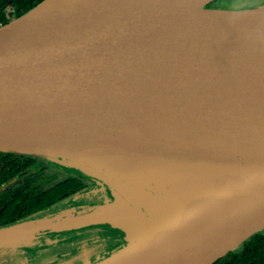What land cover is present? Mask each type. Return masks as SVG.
<instances>
[{"label": "water", "instance_id": "95a60500", "mask_svg": "<svg viewBox=\"0 0 264 264\" xmlns=\"http://www.w3.org/2000/svg\"><path fill=\"white\" fill-rule=\"evenodd\" d=\"M91 137L129 138L161 159L78 146ZM0 151L79 162L116 186L85 216L147 239L119 264H212L264 230V0L44 1L0 27ZM95 164L232 182L156 226L143 186Z\"/></svg>", "mask_w": 264, "mask_h": 264}, {"label": "rangeland", "instance_id": "374dc122", "mask_svg": "<svg viewBox=\"0 0 264 264\" xmlns=\"http://www.w3.org/2000/svg\"><path fill=\"white\" fill-rule=\"evenodd\" d=\"M25 154L35 158L34 166L45 165V172L48 175L56 171L61 172L62 175L85 174L84 170L86 168L84 166L89 167L83 164L80 165L79 162L69 163L64 161L62 157L55 158V155L50 157L31 152ZM68 157L71 158L70 161L75 160L74 157ZM98 165L101 168L109 169L108 171H112L118 176L127 175L132 182L143 186L144 193L142 194V199H140L142 201H140V204L151 209L152 213L150 212V214L155 220L148 216L150 220H148V223L156 226L164 223L165 216L170 214L171 211L172 213L173 211L181 213L187 206L193 207L197 201L212 196L232 182V179L226 175L213 173L170 174L160 171L151 172V170H148L149 172H144L141 170L140 172H143V174H129L126 169H113L112 166L107 164H95L93 166L96 168ZM87 170V174L101 178L96 173L97 169H95V172L90 169ZM145 176L152 180H147ZM109 180L116 185L115 180ZM116 181L118 184H123L121 179L116 178ZM123 192L122 194H124ZM92 194H95L96 197H92ZM95 198H97L98 202L87 203ZM108 200H111V198H106L105 195L102 196L99 188H87L84 192L58 204L52 210L44 213L45 215H37L42 216L44 220L52 219L57 221V223L58 221L66 223L71 221V219L84 215L81 220L69 225H52V231L48 230L47 232H19V234L14 236H10V233H13L12 231L0 233V264H102L108 259H114L111 264L121 263L129 255L137 251L138 247L145 243L147 239L141 240L143 236L125 233L123 225L118 222L116 223L118 227L115 226L121 235L116 234L115 239L108 240L102 234L98 236L89 235L90 229L94 226H106V232L112 231V226H109L111 221L104 220L105 222L94 224L96 220L86 219L85 211L82 214L80 210L87 206L98 213L103 211L102 206ZM67 214H69L68 219L66 218ZM150 214L148 213L147 215ZM77 226L79 230H66L67 228L74 229ZM44 229H48V227H44ZM8 236L10 237L7 238Z\"/></svg>", "mask_w": 264, "mask_h": 264}, {"label": "trees", "instance_id": "16d2710c", "mask_svg": "<svg viewBox=\"0 0 264 264\" xmlns=\"http://www.w3.org/2000/svg\"><path fill=\"white\" fill-rule=\"evenodd\" d=\"M44 1L0 0V27L25 16ZM34 162L35 158L23 153L0 151V186L5 184L0 202L6 221L35 217L87 189V183L77 177L59 171L48 175L45 165L37 167ZM27 170L31 172L24 183L10 187L6 184ZM212 264H264V230L252 234Z\"/></svg>", "mask_w": 264, "mask_h": 264}, {"label": "flooded vegetation", "instance_id": "af4514ba", "mask_svg": "<svg viewBox=\"0 0 264 264\" xmlns=\"http://www.w3.org/2000/svg\"><path fill=\"white\" fill-rule=\"evenodd\" d=\"M28 172L30 173L31 171L27 170V171L23 172V174H19L18 177L11 178L10 180H8V182L6 184H8L10 187V186L18 185L20 183H24L26 180V176H27ZM72 175L77 177L78 179L82 180L83 182L87 183L86 188H99L100 192L102 193V196L105 195L106 198H111V201H113V199L115 197L113 195V191H115L114 188H117L116 186L106 184L103 182V180H101L97 177L86 175L84 173L72 174ZM4 186H5V184H2L0 186V196H1L2 188H4ZM92 197H96V195L92 194ZM108 201L110 202V200H108ZM108 201H106V202H108ZM95 202H98L97 198L93 199L92 201H88L87 203H95ZM2 205H3V202H0V227L1 228L5 227V226H12V225L16 226L17 225V230H18L19 227H21L20 225L22 223H24V221H30L31 222V220H33L35 218L42 217V216H35V217H29V218H26L23 220L16 219V220L6 221L5 217H4L3 210H2ZM83 208H84L83 210H80V212L82 214H83V211H85V214H87V215L91 214L94 211V209H90L87 206H84ZM52 209L53 208H51L47 211H44V212L40 213L39 215H45L44 213H47L48 211H50ZM13 213H15V212H13ZM121 213H123V211ZM30 222H28V223H30ZM109 226L113 227V228L111 227L112 231H109V232H106V229H105L106 226H94V227H92V229H90L89 235L98 236V235L102 234V236L107 237L108 240L109 239H115L116 234L121 235V233H118V229L115 225H109ZM16 234H19V233H13L12 235L14 236ZM9 237L10 236H8L7 238H9Z\"/></svg>", "mask_w": 264, "mask_h": 264}, {"label": "bare ground", "instance_id": "6f19581e", "mask_svg": "<svg viewBox=\"0 0 264 264\" xmlns=\"http://www.w3.org/2000/svg\"><path fill=\"white\" fill-rule=\"evenodd\" d=\"M81 149L101 150L118 154H128L140 156V158L161 159L156 154H150L148 151L140 149L132 143V140L124 137H91L78 142ZM137 159L141 160L140 158ZM199 189V188H196Z\"/></svg>", "mask_w": 264, "mask_h": 264}, {"label": "crops", "instance_id": "0c3cea01", "mask_svg": "<svg viewBox=\"0 0 264 264\" xmlns=\"http://www.w3.org/2000/svg\"><path fill=\"white\" fill-rule=\"evenodd\" d=\"M87 175V174H86ZM90 176V175H89ZM130 197H131V195L130 194H128Z\"/></svg>", "mask_w": 264, "mask_h": 264}]
</instances>
